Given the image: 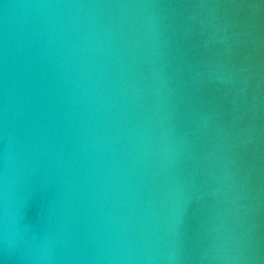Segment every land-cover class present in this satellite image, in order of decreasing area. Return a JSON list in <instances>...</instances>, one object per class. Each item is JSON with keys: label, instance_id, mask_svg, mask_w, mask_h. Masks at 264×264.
I'll use <instances>...</instances> for the list:
<instances>
[{"label": "water", "instance_id": "95a60500", "mask_svg": "<svg viewBox=\"0 0 264 264\" xmlns=\"http://www.w3.org/2000/svg\"><path fill=\"white\" fill-rule=\"evenodd\" d=\"M0 264H264V0H0Z\"/></svg>", "mask_w": 264, "mask_h": 264}, {"label": "clouds", "instance_id": "9594fccd", "mask_svg": "<svg viewBox=\"0 0 264 264\" xmlns=\"http://www.w3.org/2000/svg\"><path fill=\"white\" fill-rule=\"evenodd\" d=\"M26 227H30V226H27V225H26Z\"/></svg>", "mask_w": 264, "mask_h": 264}]
</instances>
